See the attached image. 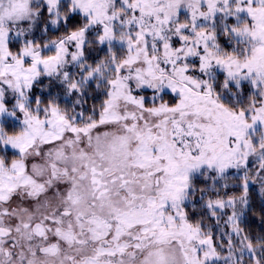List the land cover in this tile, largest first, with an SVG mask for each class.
Here are the masks:
<instances>
[{
	"label": "snow or ice",
	"instance_id": "1",
	"mask_svg": "<svg viewBox=\"0 0 264 264\" xmlns=\"http://www.w3.org/2000/svg\"><path fill=\"white\" fill-rule=\"evenodd\" d=\"M0 264H264V0H0Z\"/></svg>",
	"mask_w": 264,
	"mask_h": 264
},
{
	"label": "trees",
	"instance_id": "2",
	"mask_svg": "<svg viewBox=\"0 0 264 264\" xmlns=\"http://www.w3.org/2000/svg\"><path fill=\"white\" fill-rule=\"evenodd\" d=\"M97 103H98V101H97ZM249 227L252 229L253 234H255V232L259 230V224L258 223L256 225H249Z\"/></svg>",
	"mask_w": 264,
	"mask_h": 264
}]
</instances>
